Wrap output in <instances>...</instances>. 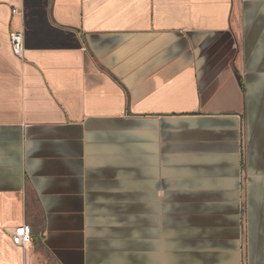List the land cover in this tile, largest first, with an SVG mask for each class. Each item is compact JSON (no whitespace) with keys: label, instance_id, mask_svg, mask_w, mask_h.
<instances>
[{"label":"crops","instance_id":"crops-1","mask_svg":"<svg viewBox=\"0 0 264 264\" xmlns=\"http://www.w3.org/2000/svg\"><path fill=\"white\" fill-rule=\"evenodd\" d=\"M0 264H264V0H0Z\"/></svg>","mask_w":264,"mask_h":264},{"label":"built area","instance_id":"built-area-1","mask_svg":"<svg viewBox=\"0 0 264 264\" xmlns=\"http://www.w3.org/2000/svg\"><path fill=\"white\" fill-rule=\"evenodd\" d=\"M17 10H13L12 14H18ZM10 47L13 54L22 58L24 53V42H23V34L22 32H13L9 36ZM31 229L27 225H23L21 227L15 228L12 230L11 237L12 241L15 245L26 247L30 244L31 238Z\"/></svg>","mask_w":264,"mask_h":264}]
</instances>
